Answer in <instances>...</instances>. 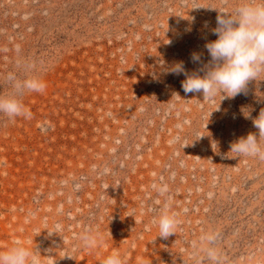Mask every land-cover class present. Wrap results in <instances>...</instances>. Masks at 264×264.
<instances>
[{"label": "rangeland", "instance_id": "obj_1", "mask_svg": "<svg viewBox=\"0 0 264 264\" xmlns=\"http://www.w3.org/2000/svg\"><path fill=\"white\" fill-rule=\"evenodd\" d=\"M241 2L0 0V95L10 71L46 83L22 97L30 118L0 117V250L22 241L40 264L113 251L126 264H212L211 232L220 264H264V160L229 151L258 132L264 74L221 101L186 96L185 75L168 71H199L218 10ZM165 207L178 221L167 239L153 223Z\"/></svg>", "mask_w": 264, "mask_h": 264}, {"label": "clouds", "instance_id": "obj_2", "mask_svg": "<svg viewBox=\"0 0 264 264\" xmlns=\"http://www.w3.org/2000/svg\"><path fill=\"white\" fill-rule=\"evenodd\" d=\"M213 33L217 38L205 44L210 60L199 71L187 73L183 62L175 63L168 71L185 75L182 88L186 96L202 94L204 99H209L220 93L221 101L235 98L246 93L250 81H257L264 74V0H242L232 13L218 10L217 26ZM191 58L197 63L201 60L199 53H193ZM4 81L10 87L11 94L0 95V117L9 121L30 118L31 112L23 103L22 97L33 92L43 93L46 83L36 75H25L21 78L15 71L8 72ZM243 113L245 115L244 110ZM248 116L249 111L245 117ZM253 124L258 132H250L231 143L229 151L234 153L231 158L238 159L243 156L264 160V112L261 111L253 119ZM160 191L163 193L166 189L162 188ZM133 214L134 210L128 216ZM153 223L158 226V236L162 238L167 239L176 234L178 221L174 215L168 213L166 207ZM60 230L61 226L57 224L54 230L48 232L52 234ZM201 239L208 244L204 249L207 258L212 264H220L219 252L215 247L217 234L210 232ZM81 240L86 248L96 247L95 237L88 233L83 234ZM39 255L38 251L16 240L11 246L0 250V264H40ZM101 264H126V260L119 251H113Z\"/></svg>", "mask_w": 264, "mask_h": 264}]
</instances>
